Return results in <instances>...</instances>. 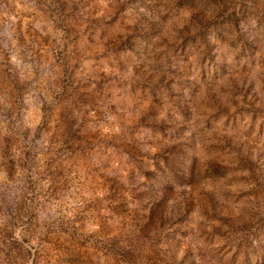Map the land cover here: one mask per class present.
I'll return each mask as SVG.
<instances>
[{
	"label": "rangeland",
	"instance_id": "obj_1",
	"mask_svg": "<svg viewBox=\"0 0 264 264\" xmlns=\"http://www.w3.org/2000/svg\"><path fill=\"white\" fill-rule=\"evenodd\" d=\"M0 264H264V0H0Z\"/></svg>",
	"mask_w": 264,
	"mask_h": 264
}]
</instances>
